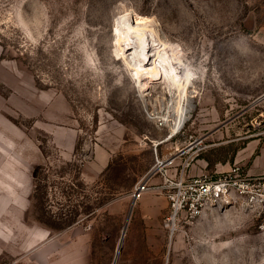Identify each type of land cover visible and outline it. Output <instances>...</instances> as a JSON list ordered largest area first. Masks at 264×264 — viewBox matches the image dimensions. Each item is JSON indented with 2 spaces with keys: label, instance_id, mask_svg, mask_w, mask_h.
Listing matches in <instances>:
<instances>
[{
  "label": "rangeland",
  "instance_id": "1",
  "mask_svg": "<svg viewBox=\"0 0 264 264\" xmlns=\"http://www.w3.org/2000/svg\"><path fill=\"white\" fill-rule=\"evenodd\" d=\"M127 12L157 22L191 71L193 108L171 140L150 116L173 86L144 73L141 90L116 33ZM142 41L171 53L150 28ZM250 141H264V0H0V264H264L247 194L169 221L153 174L184 149L188 177L246 175L234 157Z\"/></svg>",
  "mask_w": 264,
  "mask_h": 264
},
{
  "label": "built area",
  "instance_id": "2",
  "mask_svg": "<svg viewBox=\"0 0 264 264\" xmlns=\"http://www.w3.org/2000/svg\"><path fill=\"white\" fill-rule=\"evenodd\" d=\"M176 135L177 133L173 134L171 139ZM199 146L201 143L195 145L198 151L202 149ZM186 152L188 151L178 149L176 152H169L166 156H157L156 170L153 171V174L160 173L164 177L161 188L166 190L171 203V213L167 217L169 221L180 218L184 212L186 218L192 220L200 216L209 206H215L223 197L231 196L235 189L240 194H247L245 198L254 206L259 205L260 212L264 216V174L244 175L241 168L236 166L232 172L215 177L207 173L188 177L186 171L192 164L193 156L178 162ZM148 182L149 178H143L135 185L132 190L135 200L149 190Z\"/></svg>",
  "mask_w": 264,
  "mask_h": 264
},
{
  "label": "bare ground",
  "instance_id": "3",
  "mask_svg": "<svg viewBox=\"0 0 264 264\" xmlns=\"http://www.w3.org/2000/svg\"><path fill=\"white\" fill-rule=\"evenodd\" d=\"M149 28L153 32V36L161 41V44H165V46L168 45V51L169 49L171 50L169 55L163 57L160 49L159 51L154 52L152 47L146 49L141 47L140 42H143V36ZM116 31L120 37L119 40H121L123 46H126V51H124V53H126V55L132 54V56H130V61H135L134 64L136 66L133 68L132 74L138 79L136 81L140 84L141 90L142 88L147 89L144 83V76L141 75L144 73H151L148 77L153 80L167 78L169 79L168 81H170V85L173 86V91L170 95L172 102H168L166 107H160L157 110H153L154 112H152L150 116L151 119L162 122L161 125L167 126L171 132V136L168 134V137H166L165 140H171L173 134L183 129V126L189 119V114L193 108L192 96L189 94L193 82L192 74L188 65L184 64L176 55V52L169 45V41L162 37L157 22L152 18L139 16L133 19L132 12H127L121 15L117 20ZM129 49L132 51L127 53V50ZM173 219L175 220V218ZM121 244L122 241L120 242V246Z\"/></svg>",
  "mask_w": 264,
  "mask_h": 264
},
{
  "label": "crops",
  "instance_id": "4",
  "mask_svg": "<svg viewBox=\"0 0 264 264\" xmlns=\"http://www.w3.org/2000/svg\"><path fill=\"white\" fill-rule=\"evenodd\" d=\"M258 149V150H255ZM245 152L248 156L245 160ZM235 160L246 163V171L250 174H264V141L263 142H252L250 141L247 145L239 149L235 154ZM73 262L69 260L67 263Z\"/></svg>",
  "mask_w": 264,
  "mask_h": 264
}]
</instances>
